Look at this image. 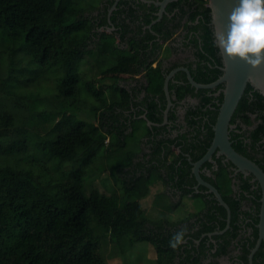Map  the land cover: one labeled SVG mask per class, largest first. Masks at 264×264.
I'll use <instances>...</instances> for the list:
<instances>
[{
	"label": "trees",
	"instance_id": "16d2710c",
	"mask_svg": "<svg viewBox=\"0 0 264 264\" xmlns=\"http://www.w3.org/2000/svg\"><path fill=\"white\" fill-rule=\"evenodd\" d=\"M100 1L0 0V264H108L101 251L102 241L107 236L95 233L94 220L115 244L123 240L147 241L154 246L157 264H175L179 249H171L168 241L178 223L151 220L143 215L139 201L134 202L149 195L155 175L150 176L149 172L148 177L141 173L142 163L135 169L129 168L136 153L127 151L128 126L124 119L125 110L130 107L128 90L118 82L105 86L107 90L102 85L96 88L93 83H87L86 91L97 100L89 110L96 122L77 118L87 104L81 97L79 64L92 53L90 45L98 40L103 48L121 52L113 35L93 32L92 12ZM206 3L208 1L194 0V12L189 17L190 21L198 18V24L193 27L200 31L195 42H201L203 49H197V55L203 58L204 51L214 57L219 54L213 43L211 10ZM131 43L137 44L135 40ZM140 48L144 49L142 45ZM149 53L136 50L131 57L120 53L119 59L146 67L145 56ZM23 62L29 66L39 65L41 69L61 66L64 75L54 95V109L36 107L37 100L42 99L40 92L17 91L30 81L13 76ZM35 69L20 68V72L34 73ZM210 71V77L204 73L196 77L194 71L192 75L200 83H210L222 74L219 69ZM162 85L156 87L157 91L163 90ZM170 89L183 94L194 88L190 84H170ZM246 90H253L260 100L258 106H264V96L253 86L248 84ZM140 91L141 88L136 89V93ZM243 106L240 102L236 113ZM156 115L153 109L148 113L150 119ZM217 115V109L211 110V135ZM33 118L56 121L52 135L34 138L30 133ZM132 136L135 140L136 135L132 133ZM109 137L113 140L110 145ZM113 147L126 153L124 159L110 167L121 183L120 191L108 193L99 187L88 188V168L101 154L106 159ZM157 154L160 155L159 150ZM77 160L75 167L65 169V164ZM171 169L165 178L170 183L177 177L173 164ZM134 203L139 206L138 217L133 211ZM238 207L236 204L232 207L234 222L239 219ZM208 218L211 221L215 217L208 213ZM255 219L258 222L259 218ZM216 225L223 228L225 220L204 223L194 237L213 231ZM229 239L228 236L224 239L217 255L227 253ZM254 245L255 242L251 246ZM186 249L182 264H203L205 241L199 255ZM257 259H261V263ZM255 263H264L263 246Z\"/></svg>",
	"mask_w": 264,
	"mask_h": 264
},
{
	"label": "flooded vegetation",
	"instance_id": "af4514ba",
	"mask_svg": "<svg viewBox=\"0 0 264 264\" xmlns=\"http://www.w3.org/2000/svg\"><path fill=\"white\" fill-rule=\"evenodd\" d=\"M162 2L164 0H101L91 17L93 32L113 35L115 45L124 55L131 57L136 50L150 52L145 56L146 67L123 59L133 64L135 69L126 74L122 81L124 84L119 83L131 96L124 120L128 126L127 148L129 152L135 151L136 156L132 158L129 168L135 169L142 163L141 173H146L148 177L149 172L150 176L155 175L162 193L169 196L176 208H190L186 216L174 221L178 223L175 231L185 226L189 230L186 242L178 250L175 264H182L186 248L193 255H199L203 241V264H256L255 258L262 246L264 250V242L256 248L259 220L257 222L255 218H259L263 195L260 181L252 172L241 169L218 148L210 158H205L214 139L215 125L212 126V135L209 131L212 125L210 112L217 109L219 113L225 86L220 84L214 88H196L184 70H189L195 82L212 84L224 73L222 56L219 52L214 57L206 51L203 52L204 58L197 55V49L203 47L200 41L198 44L195 42L200 31L193 26L198 24V18L196 21L189 20L190 14L194 12V0H168L161 11ZM132 40L137 44H132ZM96 42L95 45H98L99 41ZM141 45L144 49L140 48ZM165 51L170 55H164ZM212 69H219L222 74L210 83H200L192 75L194 71L196 77H200L201 73L210 77ZM153 76L163 83L162 91H157L159 84L156 85ZM166 80L169 95L164 91ZM170 84H190L194 89L181 94L177 89H170ZM137 88L142 89L138 94ZM240 102L243 108L239 113L235 110L230 120L231 147L254 162L264 173V106H258L260 100L253 90L245 89ZM152 109L157 112L154 119L148 116ZM132 133L136 135L135 140ZM158 150L160 155L157 154ZM199 162L198 174L202 181H199L195 172ZM172 164L177 177L170 183L166 179L169 170L172 172ZM207 184L221 195L230 209V218L227 208L219 202ZM197 201L201 204L198 205ZM234 204L239 206L240 212L235 222L232 218ZM208 213L215 218L209 221ZM220 219L225 220L223 228L216 225L213 231L202 232L199 238L194 237L204 223L218 222ZM227 236L230 238L227 253L217 255ZM190 241L193 244H189ZM253 242L255 245L251 246ZM256 261L261 263V259Z\"/></svg>",
	"mask_w": 264,
	"mask_h": 264
},
{
	"label": "rangeland",
	"instance_id": "374dc122",
	"mask_svg": "<svg viewBox=\"0 0 264 264\" xmlns=\"http://www.w3.org/2000/svg\"><path fill=\"white\" fill-rule=\"evenodd\" d=\"M92 53L86 55L84 59L79 64V71L82 75V80L79 83L81 88V97L83 101H87V104L83 107V113L77 115V118L85 120L89 123H95V117L93 116L90 107L91 105L97 104V100L91 96L89 92L86 91L87 83H93V87L105 88L108 84H115V82L124 84L122 82L126 78V74L131 71H135L134 65L129 64L126 61L119 59L120 53L117 50H112L111 48H103L102 45L91 46ZM168 55L169 52H164V55ZM22 56V53H21ZM21 67L13 74L16 78L20 80H30L24 88L17 89L20 93L34 92L38 94L40 92V97L42 98L39 102L37 100L36 107L38 109L48 108L54 109L53 99L55 93H57L58 83L63 77L64 72L61 66H45L38 68L39 65H31L27 62H23ZM36 68L34 73H21L20 68L33 69ZM153 79L157 84H161L160 79ZM37 81L40 82L37 83ZM121 81V82H119ZM113 84V85H114ZM155 85V86H156ZM107 90V88H105ZM90 101V102H88ZM43 104V105H41ZM33 127L30 128V133L34 138L41 139L42 137H50L52 135L51 130L56 121L53 120H40L38 118H33ZM116 140V139H115ZM109 145L113 142L109 137ZM113 151L109 153L107 158H103L102 154L95 160L94 164L88 168V174L86 176V182L88 188L99 187L102 191L108 193L119 192L121 183L117 180V174L114 169L115 164L119 160L126 157L125 151L115 147L112 148ZM130 149L127 148V151ZM103 152V151H102ZM70 162L65 164V169L70 170L75 167L79 162ZM113 165V166H112ZM151 191L146 198L137 199L134 202L139 201L141 209L143 210V215L154 221H171L181 219L186 216L190 208L187 206L176 208L172 200L166 194L162 193L161 186L157 182L156 177L152 178ZM134 199V198H133ZM136 199V198H135ZM196 204V201L194 200ZM197 204H201L197 201ZM133 211L136 217L139 216V206L136 203L133 204ZM93 228L95 233L100 236H107L102 241L101 251L106 258L108 264H157L156 262V252L154 246L147 241H137L129 243V240H123L119 244H115L110 240V235L107 233L103 227H101L97 220L93 221Z\"/></svg>",
	"mask_w": 264,
	"mask_h": 264
},
{
	"label": "water",
	"instance_id": "95a60500",
	"mask_svg": "<svg viewBox=\"0 0 264 264\" xmlns=\"http://www.w3.org/2000/svg\"><path fill=\"white\" fill-rule=\"evenodd\" d=\"M168 0H164L161 5V11ZM214 10L212 0H209V8L211 10V24L214 27L217 25L223 26L226 22L227 14L235 4V0H214ZM162 12H160L161 15ZM224 63L223 75L216 82L203 85L194 81L188 69H184L188 75L190 83L196 88H214L220 84H224L223 89V102L221 104L216 124L214 126V139L213 144L205 158H210L211 154L218 148L221 153L227 155L231 160L238 165L241 169L252 172L260 181L263 189V195L261 198V210L259 215V240L257 243L258 248L262 242H264V173L263 171L252 161L238 154L232 147L229 141V125L231 117L236 110L243 93L250 84L255 90L264 96V68L259 70H252L249 66L239 60H231L227 56L221 55ZM164 91L169 95L168 80L164 83ZM202 162V161H201ZM199 162L195 168V172L199 181H202L198 174V168L201 164ZM211 188V191L215 194L219 202L223 204L228 212L230 218V209L223 201L221 195L217 190L207 184ZM252 263V255L250 257Z\"/></svg>",
	"mask_w": 264,
	"mask_h": 264
},
{
	"label": "clouds",
	"instance_id": "9594fccd",
	"mask_svg": "<svg viewBox=\"0 0 264 264\" xmlns=\"http://www.w3.org/2000/svg\"><path fill=\"white\" fill-rule=\"evenodd\" d=\"M214 0H212L214 10ZM214 46L221 55L239 60L252 70L264 68V0H235L223 26L213 30ZM188 228L172 233L168 246L178 250L185 242Z\"/></svg>",
	"mask_w": 264,
	"mask_h": 264
},
{
	"label": "built area",
	"instance_id": "2783aa9c",
	"mask_svg": "<svg viewBox=\"0 0 264 264\" xmlns=\"http://www.w3.org/2000/svg\"><path fill=\"white\" fill-rule=\"evenodd\" d=\"M204 1H209V0H204Z\"/></svg>",
	"mask_w": 264,
	"mask_h": 264
}]
</instances>
